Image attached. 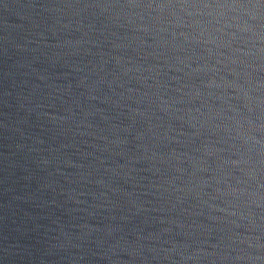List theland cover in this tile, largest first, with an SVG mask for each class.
Instances as JSON below:
<instances>
[{"label": "water", "instance_id": "1", "mask_svg": "<svg viewBox=\"0 0 264 264\" xmlns=\"http://www.w3.org/2000/svg\"><path fill=\"white\" fill-rule=\"evenodd\" d=\"M0 264H264V0H0Z\"/></svg>", "mask_w": 264, "mask_h": 264}]
</instances>
